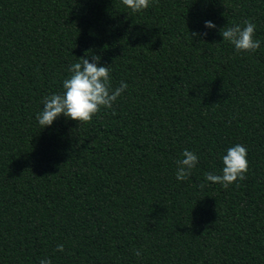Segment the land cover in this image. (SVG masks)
I'll list each match as a JSON object with an SVG mask.
<instances>
[{
    "label": "trees",
    "instance_id": "trees-1",
    "mask_svg": "<svg viewBox=\"0 0 264 264\" xmlns=\"http://www.w3.org/2000/svg\"><path fill=\"white\" fill-rule=\"evenodd\" d=\"M245 21L261 46L236 54L219 30ZM89 49L128 88L90 123L42 129L43 99ZM238 143L247 179L206 181ZM185 149L199 162L181 182ZM46 258L264 264V0H152L138 13L122 0H0V264Z\"/></svg>",
    "mask_w": 264,
    "mask_h": 264
},
{
    "label": "clouds",
    "instance_id": "clouds-1",
    "mask_svg": "<svg viewBox=\"0 0 264 264\" xmlns=\"http://www.w3.org/2000/svg\"><path fill=\"white\" fill-rule=\"evenodd\" d=\"M152 0H122V4L133 13L141 12L151 6ZM206 29H215L217 26L212 21H205ZM256 25L245 21L243 26L233 24L219 30L224 42L234 46L236 54H252L261 46L258 39H254ZM207 32H192L191 37L207 36ZM203 41V40H201ZM87 50L79 61L71 64L67 71L68 78L62 82L63 92L54 93L43 99V109L36 115L39 126L43 129L51 126L60 116L67 120L76 121L77 124L90 123L102 108L111 109L114 102L128 88L123 81L116 88L112 87L110 76V65L100 66L101 56L96 55L93 50L89 54ZM248 150L242 144H236L227 149V154L222 157L223 168L221 174L205 173V180L213 184H219L224 189L238 181L247 179L249 162ZM199 162L198 156L190 150L185 149L182 157L175 161V176L178 181L188 179L193 169ZM201 188L205 185L201 184ZM56 251L63 252L64 246L57 245ZM137 257L142 255L139 249L134 250ZM40 264H51L50 259H42Z\"/></svg>",
    "mask_w": 264,
    "mask_h": 264
}]
</instances>
